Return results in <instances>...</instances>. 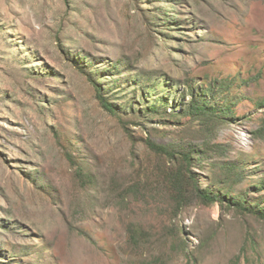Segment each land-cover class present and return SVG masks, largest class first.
I'll list each match as a JSON object with an SVG mask.
<instances>
[{
  "label": "rangeland",
  "instance_id": "374dc122",
  "mask_svg": "<svg viewBox=\"0 0 264 264\" xmlns=\"http://www.w3.org/2000/svg\"><path fill=\"white\" fill-rule=\"evenodd\" d=\"M263 184L264 0H0V264H264Z\"/></svg>",
  "mask_w": 264,
  "mask_h": 264
},
{
  "label": "trees",
  "instance_id": "16d2710c",
  "mask_svg": "<svg viewBox=\"0 0 264 264\" xmlns=\"http://www.w3.org/2000/svg\"><path fill=\"white\" fill-rule=\"evenodd\" d=\"M98 98L100 99V102H101L102 106H103L106 110H108V111H110V112H112V113H115V112H116V110L113 108V105H112L110 102L105 101L104 97L100 94V89H99V88H98ZM195 108H196L198 111H200L202 114H205V113H214V114H215V113H216V112H214V108H208V107H206V105H205L203 102H202L201 104H199V105H195ZM156 109H157V108H156L155 106H153V107L150 108V110H152L153 113L157 114ZM148 145H149V147H151L152 149H155V150H158V151H163V152H166V153H170V152L167 150L166 146L156 145V144H154V143L151 142V141L148 142ZM184 157H185V161H187V159L189 160L188 155H185ZM256 188H257V190L264 189V184L261 185V186H258V187H256ZM197 192L200 193V194H199L200 197L206 199L207 201H213V202H216V201L218 200L217 197L209 196L207 193H203V192H201L200 189H197ZM178 193H179L180 195L183 194V189H182V187H181V189L178 191ZM237 205L240 206V208H241V207H242V208H245V207H246V205H245V201H244V200H241V203H237ZM258 214H259V217H261V218L264 219V208L259 209Z\"/></svg>",
  "mask_w": 264,
  "mask_h": 264
},
{
  "label": "bare ground",
  "instance_id": "6f19581e",
  "mask_svg": "<svg viewBox=\"0 0 264 264\" xmlns=\"http://www.w3.org/2000/svg\"><path fill=\"white\" fill-rule=\"evenodd\" d=\"M245 142V141H244Z\"/></svg>",
  "mask_w": 264,
  "mask_h": 264
}]
</instances>
